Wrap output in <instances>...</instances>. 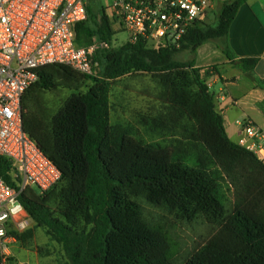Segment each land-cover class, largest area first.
Returning <instances> with one entry per match:
<instances>
[{"label":"trees","instance_id":"1","mask_svg":"<svg viewBox=\"0 0 264 264\" xmlns=\"http://www.w3.org/2000/svg\"><path fill=\"white\" fill-rule=\"evenodd\" d=\"M88 1L77 45L111 43L105 7ZM247 1L224 2L179 49L141 41L98 54L100 78L60 64L37 70L23 102L24 128L62 176L44 193L28 188L20 200L36 226L61 244L66 264H264V164L228 136L202 69L177 59L209 42L231 57L229 29ZM257 63L235 64L249 72ZM124 77L141 86L147 107L132 119L150 140L132 122L112 124L111 81ZM9 170L0 159L10 183ZM140 199L189 223L202 219L215 232L181 260L170 231L145 217Z\"/></svg>","mask_w":264,"mask_h":264},{"label":"built area","instance_id":"2","mask_svg":"<svg viewBox=\"0 0 264 264\" xmlns=\"http://www.w3.org/2000/svg\"><path fill=\"white\" fill-rule=\"evenodd\" d=\"M227 0H113L105 7L128 42L154 48H180L190 29ZM88 0H0V159L10 165L11 182L0 172V264H26L13 254L17 236L32 219L20 197L28 188L44 193L61 179V171L24 128V98L37 70L66 65L101 77L98 54L112 48L95 38L77 45L78 24L88 19ZM238 144L264 164V128L242 123Z\"/></svg>","mask_w":264,"mask_h":264},{"label":"crops","instance_id":"3","mask_svg":"<svg viewBox=\"0 0 264 264\" xmlns=\"http://www.w3.org/2000/svg\"><path fill=\"white\" fill-rule=\"evenodd\" d=\"M207 44L187 62L202 69L228 136L238 143L244 121L251 120L264 128V0H248L238 10L228 33L231 57L219 46ZM242 59H258V63L246 72L235 64Z\"/></svg>","mask_w":264,"mask_h":264},{"label":"rangeland","instance_id":"4","mask_svg":"<svg viewBox=\"0 0 264 264\" xmlns=\"http://www.w3.org/2000/svg\"><path fill=\"white\" fill-rule=\"evenodd\" d=\"M112 4L113 0H99V5L106 8ZM219 8L220 6L217 7L216 12ZM94 10L97 11L96 8ZM111 26L114 32L111 41L112 48L117 49L129 43V35L125 31L116 26L115 23L111 22ZM207 45V47L219 46L215 42H210ZM152 47L154 46L152 45ZM192 54L194 53L191 50H185L177 56V59L181 62H187L191 59ZM111 83L112 124L127 125L132 122L137 126L136 128L140 129L144 138L150 140V136L146 135L144 129L132 119L136 111H144L147 107L146 100L139 94L141 86L134 83L129 77H124L117 82L111 81ZM70 93L66 92L62 97ZM47 99L57 102L58 97L48 95ZM33 189L37 190L36 188ZM139 202L143 207L145 217L149 221L159 223L170 231L177 244V256L181 260L202 247L215 232L214 228L202 219L189 223L178 219L165 209L150 205L145 199H140ZM228 208L231 209V204H228ZM30 229L34 232L32 237L20 240L17 236V242L12 245L13 254L20 261L26 264H66L68 262V257L61 244L52 240L45 228H39L33 222Z\"/></svg>","mask_w":264,"mask_h":264}]
</instances>
